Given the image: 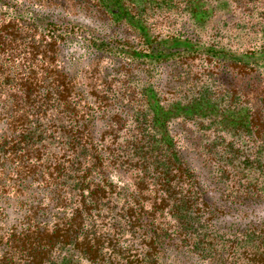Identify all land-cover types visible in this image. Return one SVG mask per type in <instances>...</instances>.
<instances>
[{
  "label": "trees",
  "instance_id": "trees-1",
  "mask_svg": "<svg viewBox=\"0 0 264 264\" xmlns=\"http://www.w3.org/2000/svg\"><path fill=\"white\" fill-rule=\"evenodd\" d=\"M76 2L100 29L0 0V264H264V226L216 227L189 161L229 203L264 198V0Z\"/></svg>",
  "mask_w": 264,
  "mask_h": 264
},
{
  "label": "rangeland",
  "instance_id": "rangeland-1",
  "mask_svg": "<svg viewBox=\"0 0 264 264\" xmlns=\"http://www.w3.org/2000/svg\"><path fill=\"white\" fill-rule=\"evenodd\" d=\"M16 12L25 15L26 17H37L38 21L44 23L48 19L59 20H71L73 23L81 24L89 28L100 29V20L93 15L95 12H91L88 9H82V6L76 2V6H69L65 8L63 2L68 0H7ZM74 1V0H72ZM263 1V0H262ZM95 13V14H94ZM61 55L64 61V65L71 72H75L78 68H82L85 64L90 62L91 54L85 44L79 39H72L67 42L61 48ZM173 70L171 67H165L159 70L160 80L158 84L162 89H169V80L171 79ZM131 75H135L132 71ZM199 153L189 154V161L196 167L197 172L202 183L208 189V205L207 210L211 215L216 227L223 230L226 233L235 234V229L243 230L256 229L264 226V198L257 201L235 202L229 203L223 196L220 195L219 190L215 189L213 184L210 183V179L206 175V171L203 169L202 159L199 157ZM28 201V199H27ZM6 214L5 223H14L23 212L19 210L10 200L6 204L4 209ZM237 232V233H238ZM163 264H199L194 260L187 257H183L180 254H176L174 251H168V256L163 259ZM243 263V262H242ZM241 263V264H242ZM214 264V263H212Z\"/></svg>",
  "mask_w": 264,
  "mask_h": 264
}]
</instances>
